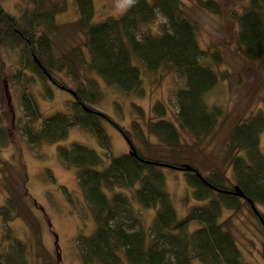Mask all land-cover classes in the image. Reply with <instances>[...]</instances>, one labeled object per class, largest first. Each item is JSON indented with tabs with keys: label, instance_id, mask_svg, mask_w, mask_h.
<instances>
[{
	"label": "trees",
	"instance_id": "16d2710c",
	"mask_svg": "<svg viewBox=\"0 0 264 264\" xmlns=\"http://www.w3.org/2000/svg\"><path fill=\"white\" fill-rule=\"evenodd\" d=\"M232 1L239 7L232 14L237 24L234 49L244 62L261 61L264 65V0ZM21 2L24 5L18 17L0 5V45L19 51L14 82L30 76L34 82L47 79L55 87H65L55 79L56 73L74 77L82 70L93 73L82 77L72 91L67 111L46 117L28 86L22 85L19 100L26 121L19 131L28 144L60 142L68 128L79 127L91 133L100 149L110 155L102 123L113 122L92 106L101 96L98 78L108 87L134 94L142 91L144 71L168 68L183 79V87L174 94V122L166 119L167 106L158 101L147 112L135 106L136 119L129 129L114 123L129 151L110 155L106 165L85 145L72 142L57 147L60 163L75 168L84 207L95 225L92 233L80 232L74 239L81 264H191L194 259L202 264H251L244 260L231 232L230 218L221 219L223 211L236 213L244 206L257 219L263 236L259 255L264 259V213L255 206L264 207V153L259 141L264 109L224 129L226 113L208 103L206 95L229 75L217 69L222 62L218 53L200 46L196 23L185 2L128 0L119 16L94 22L92 0H75L77 18L62 25L56 23L55 16L67 9L66 0ZM195 5L213 14L223 10L215 0H196ZM157 16L165 20L158 34L141 30ZM77 35L82 41L69 44L68 38ZM54 45L60 46L61 52H54ZM43 92L52 95L49 86ZM217 142L219 163L203 174L198 162L205 160L204 150ZM184 166L191 168L181 171L192 199L200 203L178 217L164 186L163 170ZM0 173L4 193L0 221L6 225L0 239V264H30V238L35 237L39 224L31 212L25 179L12 183L6 172ZM141 208L154 210L147 228ZM14 220L25 226L27 241L12 234L8 224ZM193 222L198 226L189 230Z\"/></svg>",
	"mask_w": 264,
	"mask_h": 264
},
{
	"label": "rangeland",
	"instance_id": "374dc122",
	"mask_svg": "<svg viewBox=\"0 0 264 264\" xmlns=\"http://www.w3.org/2000/svg\"><path fill=\"white\" fill-rule=\"evenodd\" d=\"M182 1L196 23L200 46L209 52L216 51L222 59L217 69L229 75L227 80L219 82L206 95L208 103L222 107L226 113L227 122L224 125L226 130L236 120L247 118L251 113L264 109V65L261 61L244 62L234 49L237 24L232 14L239 7L232 0H215L223 8L221 14H213L198 8L195 5L196 0ZM127 2L128 0H92L93 21L119 16L126 8ZM66 3L67 9L55 16L56 23L60 25L77 18L75 0H66ZM0 5L6 13L18 17L24 4L21 0H0ZM164 21L163 17L157 16L141 30L158 34ZM68 39L69 44L75 46L83 38L77 35L74 39L71 37ZM59 47L54 45V52H61ZM19 60L18 48L11 49L0 45V172L2 170L6 172L12 183H19L23 177L25 179L31 212L39 224L35 237L30 238L33 252L30 264H81L74 239L80 232L89 235L95 225L89 211L84 207L75 180V168L60 163L57 147L72 142L85 145L94 149L102 158L103 165H106L110 155L119 156L129 151L127 141L114 123L122 129H129L131 121L136 117L135 106L147 112L151 105L158 101L167 106L166 119L174 122L173 113L176 109L174 94L178 88L183 87V79L168 68L155 73L144 71L142 91L134 94L108 87L98 78L97 88L101 96L92 106L113 122L102 123L110 141L108 155L100 149L91 133L79 127L68 128L66 137L60 142L31 145L25 141L19 131L26 121L19 100L22 85L28 86L41 115L46 117L55 112L67 111L73 99L72 91L77 88L82 77L89 78L93 73L86 70L84 73L82 69H80L82 73L75 77L65 72L56 73L55 79L65 87H55L47 79L34 82L30 76L27 79L20 78L17 83L12 80V76L18 71ZM47 86L51 87L50 97L43 92ZM259 141L261 152L264 153V131L261 132ZM219 146L220 142H217L204 150L205 160L200 159L197 165L203 174L208 173L211 165L219 163L221 156ZM2 174L0 173V180ZM163 174L165 189L172 199L178 217H182L192 205L200 202L192 199L191 189L185 181L183 171L164 169ZM226 174L232 179L230 170H227ZM123 193L130 195L129 192ZM3 194L0 189V204L3 203ZM255 206L256 210L264 213L263 206L259 204ZM134 207L137 208L138 205ZM141 209L140 216L147 228L151 224L154 210ZM227 217L230 218L231 232L241 248L244 260L251 264H264V259L259 255L263 236L250 208L244 206L236 213L225 210L221 219ZM8 225L12 234L19 239H25L26 228L20 220H14ZM197 226L198 224L193 222L189 230ZM5 227L6 225L0 221V239L4 237ZM191 264L202 263L194 259Z\"/></svg>",
	"mask_w": 264,
	"mask_h": 264
},
{
	"label": "water",
	"instance_id": "95a60500",
	"mask_svg": "<svg viewBox=\"0 0 264 264\" xmlns=\"http://www.w3.org/2000/svg\"><path fill=\"white\" fill-rule=\"evenodd\" d=\"M37 62V61H36ZM180 170H191V168L190 167H188V166H184L183 168H179ZM238 196H242V194L240 193V192H237L236 193Z\"/></svg>",
	"mask_w": 264,
	"mask_h": 264
},
{
	"label": "clouds",
	"instance_id": "9594fccd",
	"mask_svg": "<svg viewBox=\"0 0 264 264\" xmlns=\"http://www.w3.org/2000/svg\"><path fill=\"white\" fill-rule=\"evenodd\" d=\"M133 2V0H129V3Z\"/></svg>",
	"mask_w": 264,
	"mask_h": 264
}]
</instances>
